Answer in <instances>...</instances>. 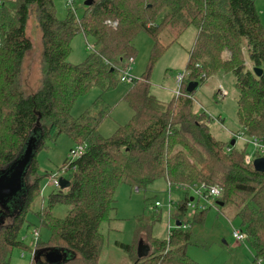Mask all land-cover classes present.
<instances>
[{"label":"trees","instance_id":"obj_1","mask_svg":"<svg viewBox=\"0 0 264 264\" xmlns=\"http://www.w3.org/2000/svg\"><path fill=\"white\" fill-rule=\"evenodd\" d=\"M85 1L82 16L70 7L65 19L58 18L54 0H17L11 6L4 3L0 10V171L20 157L29 138L38 137L23 192L5 206L0 203V264H10L15 248H28L19 234L30 212L41 221L36 228L46 225L52 232L48 243L40 242V237L36 241L32 264L46 261L44 254L38 255L52 248L71 254L61 264H100L106 244L102 226L117 219L118 187L125 183L146 190L159 178L184 189L202 182L220 187L218 201L239 209L241 228L256 259L263 258L264 172L246 163L247 147L216 139L206 115L193 110L196 89L186 90L191 81L201 84L219 71H232L244 133L264 139V25L255 0H93L91 5ZM32 13L42 41L41 77L35 90L26 80V61L34 47L27 34ZM192 25L198 34L181 93L163 102L151 93L153 67ZM140 31L151 35L154 45L147 71L125 95L134 115L113 135L104 136L100 126L109 108L94 114L96 102L79 116L72 108L93 86L105 91L120 81L126 59L135 57L133 42ZM80 32L94 36L95 47L85 61L71 63L72 40ZM164 35L171 38L168 43L161 40ZM255 67L263 70L260 76ZM62 134L74 144H87L86 152L68 186L52 192L48 206L36 211L42 177L37 153L46 139ZM190 199L188 193L177 204L176 226L169 238H151L152 221L158 219L151 216L149 226L140 229L150 252L133 258V264H201L190 258L187 248L193 223L204 222L207 209L191 210ZM57 203L69 207L64 218L52 214ZM122 245L133 253L131 245Z\"/></svg>","mask_w":264,"mask_h":264},{"label":"rangeland","instance_id":"obj_2","mask_svg":"<svg viewBox=\"0 0 264 264\" xmlns=\"http://www.w3.org/2000/svg\"><path fill=\"white\" fill-rule=\"evenodd\" d=\"M11 6L17 0H5ZM56 14L59 19L68 16L70 6L67 0H54ZM258 11L264 25V0H255ZM75 9L78 16L84 11V0H75ZM27 34L32 39L34 47L26 61V80L31 90H35L41 77V30L32 13L27 24ZM198 29L195 26L188 27L178 40L161 56L153 67L151 73V93L163 100L169 101L177 96L181 87L178 83V75L186 72L190 52L195 44ZM164 37V38H163ZM161 40L168 43L171 38L163 36ZM95 44L92 35L86 36L78 33L72 40V52L68 57L71 63H80L87 59L92 52L89 47ZM136 49L135 60L132 63L130 73L140 78L148 69L154 40L146 31H140L134 39ZM225 55L228 53H224ZM252 68V63L247 62ZM119 76V75H118ZM132 83L121 82L111 85L105 91L100 86H93L86 94L77 98L72 108V114L79 116L87 109L93 107V113L98 114L105 108L111 110L110 114L101 123L100 131L104 136H111L119 126L129 123L134 115V110L125 99ZM185 88V87H184ZM221 91H224L223 94ZM193 110L197 114H205L211 133L216 139L230 142L237 140V148L247 147L250 155L255 154L254 145L249 142V137H241L245 132L238 117V90L236 88V76L231 72L219 71L210 76L205 82L199 84L192 94ZM73 140L66 134H62L56 140L46 139L44 146L37 153L40 180V196L36 211L41 206H48L49 195L60 189L52 184L50 176L58 173L63 178L70 180L71 172H62L60 169L68 157ZM75 145V144H74ZM73 145V146H74ZM194 196L191 189H184L177 185L172 187L165 178L155 180L146 190H137L129 185L121 184L116 193L118 214L117 219L104 223L102 231L106 238V244L100 258V264H133V258L137 256L136 250L141 240L140 229L149 226L151 219L156 215L158 219L152 221L150 236L152 239L163 240L168 238L169 225L176 226L177 204L186 194ZM21 195V193H19ZM169 195L172 202L171 217L169 211ZM162 202V206L155 207V202ZM218 199L209 201L200 200V204L206 205L207 212L204 222H195L192 225V237L187 248L188 255L201 264H264V257L256 259V250L249 239L238 242L233 236L234 228L242 225L239 209L231 204H218ZM69 211L65 203H57L52 208V214L56 218H64ZM191 214L192 212L189 211ZM146 220H139L141 217ZM151 217V218H150ZM41 221L34 212L28 214L19 237L28 248H15L10 256V264H32L33 252L36 240L33 230L40 226ZM40 242L48 243L52 237L50 228L41 226ZM144 238L147 236H143ZM145 241L150 243L147 238ZM122 244L131 245L133 253ZM42 264H49L42 259Z\"/></svg>","mask_w":264,"mask_h":264},{"label":"built area","instance_id":"obj_3","mask_svg":"<svg viewBox=\"0 0 264 264\" xmlns=\"http://www.w3.org/2000/svg\"><path fill=\"white\" fill-rule=\"evenodd\" d=\"M3 5H4L3 0H0V10L3 7ZM67 5L70 6L74 11H76V9H75V0H67ZM0 15H1V13H0ZM108 22L111 25H113V26H117V24H118L117 21H113V22L108 21ZM0 43H1V35H0ZM89 47L92 50H94L93 46L89 45ZM134 60H135L134 56H130V57H128L126 59V62L124 64V66H123V69H122V72H121V75H120V81L121 82L133 83L137 79L134 75H132L130 73V69L132 68V63L134 62ZM185 75H186V72L180 73L178 75V83L180 84V87H181V84L183 82V79H184ZM221 92L223 94L225 93L224 91H221ZM180 93L181 92H178L177 95H179ZM239 135H241V137H243V135L249 137L250 140H249L248 143L253 144L254 148H255V154L254 155L248 154L246 156L245 160H246L247 164H251V163L253 164V162H254V160L256 158L264 156V139H262L260 137H256V136H249V135H247L245 133H243V134L240 133ZM231 148L232 147H230V146L227 147V151H231ZM86 149H87V144H75L74 146H72L70 148V152L68 154V157L65 160L67 162V164L64 165V167H62L60 170L62 172H71V173L76 171L77 168H78L77 161L83 156V154L86 152ZM61 178H62V176H60L58 173H53L50 176L52 184L55 187H57V188L61 187V180H60ZM187 189H191L195 193L194 196H191V198H193V199H190V201L188 202V207L191 210H193V211L206 210L208 206H206L205 204L204 205L200 204V200L204 199L206 201H209V199H211V198L218 199V197L221 194V190H222L218 186L207 185L204 182L198 183L196 185H192L189 188H186V190ZM169 201H170V203H169V211H171L172 206L174 207L175 203L172 202V199H171L170 195H169ZM155 204H156L157 207L162 206V202H160V201H156ZM183 226L185 228H187L190 225L184 224ZM32 234H33V237L35 238V240L37 241L38 238L40 237L39 229L35 228L33 230ZM171 234H172V227L169 225V234H168L169 236H168V238L171 236ZM233 236L238 242L248 239V234L242 228H239V229L234 228Z\"/></svg>","mask_w":264,"mask_h":264},{"label":"water","instance_id":"obj_4","mask_svg":"<svg viewBox=\"0 0 264 264\" xmlns=\"http://www.w3.org/2000/svg\"><path fill=\"white\" fill-rule=\"evenodd\" d=\"M93 0H86V5H91ZM255 73L260 76L263 70L259 67L254 68ZM199 85L198 81H191L186 90L187 92H193L197 86ZM38 137L32 136L29 138L25 149L21 153L20 157L15 160L8 167L2 169L0 171V203L5 206L8 204L9 200L20 195L25 188V174L31 163V160L34 156L36 147H37ZM235 140L231 141V144H235ZM254 168L257 171L264 172V156L258 157L253 162ZM61 188H65L69 184V180L65 178H61ZM193 199V198H191ZM218 204L224 205L223 201H218ZM181 222H177V226H180ZM142 249V241L139 242V250L141 252ZM139 252V257H143L149 254L150 246L145 248V251L141 254ZM44 254L46 261L49 264H61L64 263L69 256L71 255L68 252L62 251L58 248H52L46 251L39 253L38 257Z\"/></svg>","mask_w":264,"mask_h":264},{"label":"crops","instance_id":"obj_5","mask_svg":"<svg viewBox=\"0 0 264 264\" xmlns=\"http://www.w3.org/2000/svg\"><path fill=\"white\" fill-rule=\"evenodd\" d=\"M3 2L5 3V4H7L6 3V1L5 0H3ZM154 96H156L159 100H161V101H163V102H168L167 100H163L162 98H160L159 96H157L156 94H154V93H152ZM176 97V96H175ZM171 99H169V101H170ZM236 143V142H235ZM74 145V143L71 145V146H73ZM168 182V181H167ZM169 184V183H168ZM172 187V186H171ZM117 214H118V212H117ZM170 217H171V211H170ZM35 229V228H34ZM144 235H141V241H142V249H141V252H140V250H139V244H138V246H137V250H136V253H137V256L139 257V252L142 254L144 251H145V248H147V246H149V243L148 242H146L145 241V238L143 237ZM140 242V241H139Z\"/></svg>","mask_w":264,"mask_h":264}]
</instances>
